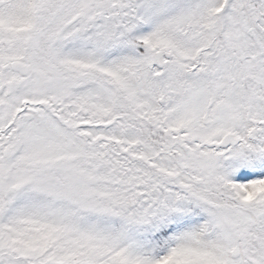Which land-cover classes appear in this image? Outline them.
<instances>
[{"label": "snow or ice", "instance_id": "snow-or-ice-1", "mask_svg": "<svg viewBox=\"0 0 264 264\" xmlns=\"http://www.w3.org/2000/svg\"><path fill=\"white\" fill-rule=\"evenodd\" d=\"M0 264H264V0H0Z\"/></svg>", "mask_w": 264, "mask_h": 264}]
</instances>
